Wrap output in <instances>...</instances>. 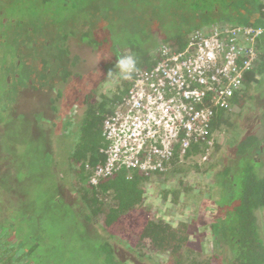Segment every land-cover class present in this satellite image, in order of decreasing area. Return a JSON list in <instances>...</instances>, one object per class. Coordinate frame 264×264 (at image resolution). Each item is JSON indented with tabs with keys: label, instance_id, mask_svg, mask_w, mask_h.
<instances>
[{
	"label": "rangeland",
	"instance_id": "rangeland-1",
	"mask_svg": "<svg viewBox=\"0 0 264 264\" xmlns=\"http://www.w3.org/2000/svg\"><path fill=\"white\" fill-rule=\"evenodd\" d=\"M252 1L255 6L250 7V10L255 11L260 0ZM194 2L198 12L190 10V0H0V42H3L0 49V213L5 217L0 220V230L4 228L5 232L7 229L11 232L14 223L26 251L35 248L27 257L28 263L102 264L97 257L100 254L97 244L102 243L107 235L101 240L98 235L103 231L98 232L94 225L90 230L87 229L84 223L85 212L80 211V204H76L75 197L65 190L69 187L65 183H62L61 193H66L62 199L59 198L57 175L63 178L65 175L62 167L52 164V160L54 156L60 155H56L55 150L57 144L63 142L58 134V131L62 132V127L58 130L57 125L51 126L55 115L48 106L51 96H56L52 90L66 88V85L52 87L51 94L38 93L29 87L22 88V85L31 81L34 83L40 78H63L59 80L62 83L68 74L74 84L78 80L70 72L75 68L76 71H82L90 81L98 79L97 86L107 91L106 98L93 108L101 114L107 106V99L129 88L125 72L119 74L124 75L121 81L115 78L120 49H131L135 65L145 67L148 65L145 58L158 56L155 50L158 48L161 30H168L169 38L178 35L182 37L195 24H199L193 20L194 16L204 19V22L231 23L238 22L239 17L250 13L246 8L239 9L236 11L238 16H235L230 4H235L237 0ZM218 7L219 11L216 10ZM178 9L182 15L186 14L183 19L175 17L173 11ZM44 10L50 19L40 15ZM152 12L154 18L150 21L147 16ZM43 19L46 20L45 26ZM96 21H99V25ZM102 22L105 25L100 24ZM37 41H46L47 48L40 49L36 46ZM71 43L72 52L80 56L79 60L71 54L67 58V48ZM152 48L155 49L150 52ZM39 55L46 59L42 65L46 71L44 73L39 72L36 66L33 67ZM52 55L58 57V60L53 61ZM100 57H105V70L99 67ZM29 61L31 65L27 64ZM98 90L95 87L90 93L94 97L98 93L97 100H100L104 91ZM69 92L73 98L77 97V91L70 89ZM84 98L81 96L78 101ZM82 112L78 110V117H81ZM46 115L50 122L45 119ZM49 124L48 129L46 125ZM252 130L258 132L260 128L253 127ZM72 132L71 128L69 134ZM85 141L86 145L93 147L97 138L89 137ZM250 144L254 148L263 147L264 138L246 140L241 149H246ZM229 157L228 161L231 162L234 155L230 153ZM257 162L255 164L251 161L256 173L254 177L259 178L264 170L260 169ZM243 164L245 161L239 163L242 167L247 165ZM240 172L239 178L247 174L242 168ZM207 179L193 174V171L185 178L182 177L183 186L173 179L168 186L182 189L178 204L173 203L171 196L165 197L157 187L151 185L147 195L149 207L145 211L149 214L124 216L113 228L116 237L130 247L140 249L144 255L153 256L158 263H164L167 256L162 254L160 258L157 257L158 249L152 244L153 240L142 238L139 234L142 226L151 219H164L175 226L187 220L190 237L187 246L197 250L202 259L211 257L210 248L214 249V244L208 235L211 217L207 214L206 205L212 202L208 203L201 193L208 184ZM74 180L72 174L66 179L68 182ZM250 181L254 182V179L251 177ZM186 186L193 187L192 192ZM227 226L229 228L230 224ZM260 229L263 233V221ZM207 246L209 250L206 251Z\"/></svg>",
	"mask_w": 264,
	"mask_h": 264
},
{
	"label": "trees",
	"instance_id": "trees-1",
	"mask_svg": "<svg viewBox=\"0 0 264 264\" xmlns=\"http://www.w3.org/2000/svg\"><path fill=\"white\" fill-rule=\"evenodd\" d=\"M83 1L89 2L90 0ZM194 1L190 0V5H192L190 10L198 12L199 9H197L198 7ZM263 2L264 0L258 1L255 11L250 10L255 6L253 1L250 2V0H237L235 4H230L233 14L236 13L235 16H238L236 11L239 9L246 8L250 12L239 17L238 22H204V19L194 16L193 20L196 23L199 22V24H195V27L182 37L178 35L169 38L168 30H161L158 48L155 50L158 56L152 57L150 55L149 58H145L148 62L147 66L135 65L134 68L127 71H122L117 67L115 78L121 81L122 76L126 75L129 80L127 82L129 88L123 91L120 90L116 93V97L107 99L105 102L107 108L105 107L101 114L93 108L103 98H106L107 91L97 86L98 79L90 81L82 71H76L75 68L70 72L78 80L74 84V80L68 74V77L62 83L59 80L63 78H59V80L40 78L39 81L34 83L31 81L26 85H22V88L29 87L38 93H50L52 87H56L58 84H61V87L66 85V88L57 91L52 90V93L56 96H51L50 105L48 106L55 115L54 120L50 123L51 126L56 127L57 125L58 130L62 127V132L59 133L58 131V134L63 142H60V145L57 144L55 150V154L60 155L54 156L52 160V164L55 163L56 166L62 167L63 175H65L64 178L59 174L57 175L60 186L58 194L59 198L62 199L63 194L66 193L64 191L61 193L62 183L67 184L66 186L69 187L65 190L75 197L76 204H80V211L85 212L84 223L87 229L90 230L94 225L98 232L103 231L102 236L98 235L101 240L104 235H107L103 238L102 243L97 242L100 251L97 257L102 261V264H164L165 261L166 264H264V235L260 231L261 223H259L260 219L257 216L259 208L262 207L264 210V171L259 178L254 177L256 173H254V166L251 163V161H255L253 157L251 159V156L260 154V151L264 150V146L254 148L253 144H250L246 149H241L246 140L256 137L262 138L258 132L245 135L243 124L246 122L245 116L256 114L259 106L264 103V62L261 61L262 55L259 50V46L263 45L261 38L264 37V32L256 40L258 60L255 66L245 74L241 87L234 91L233 96L228 99V108L213 109L214 118L205 139L193 143L186 155L180 157L179 154H176L175 157L165 163L163 170L151 172L149 175L137 170H121L114 177L103 180L98 185L90 183L92 170L104 161L103 149L106 147V142L103 138V123L106 117L122 103L133 84L137 75L136 72L153 69L159 62L161 52L164 49H170L174 52L186 49L193 36L198 32L210 33L217 27L223 30L243 26L264 29ZM216 10L219 11V7ZM173 13L175 17L181 19L186 16V14L182 15L179 9L173 11ZM40 15L50 19L46 10L42 11ZM147 17L150 21H153L154 13H149ZM165 17L169 16L165 15ZM43 22V26H45L46 20L43 19ZM96 24L99 25V21H96ZM100 24L105 25L103 22ZM108 24L110 23L108 22ZM83 29L86 30V28ZM190 34L191 36L188 37ZM2 43L0 42V49ZM47 44L46 41H37L36 46L44 49L47 48ZM72 48L71 43L67 48V58L71 54L79 60L80 56L74 54ZM154 49L152 48L150 52ZM118 54L120 57L130 55L133 58L131 49H120ZM52 57L54 58L53 61L58 60V57L53 55ZM101 57L99 58L101 62L98 64L100 69L104 68L105 70V60L103 59L105 57ZM36 61L37 63L34 64V61L33 67L36 66L39 72H46L42 66L46 59L39 55ZM116 63H118V57ZM27 64L31 65V61ZM121 72H125V74L119 76ZM52 81L55 83L53 84ZM95 87L97 90L99 88L98 92L104 91L99 98L100 100H97L98 93L95 97L90 93V90ZM70 89L71 91H77V97L73 98L70 95ZM81 96H85V98L83 101L81 99L78 101ZM78 110L83 111L81 117H78ZM244 113L245 116H243ZM241 116H243L242 120L240 119ZM44 117L50 122L47 115ZM50 124L46 125L48 129ZM71 128L73 132L70 135ZM89 137L97 138V143L93 147L89 144L86 145L85 139ZM211 142L212 144H210ZM230 153L234 155L231 162L228 161ZM6 159H9V157H6ZM243 161L247 165L243 164L245 166L242 167L239 163H243ZM240 168L247 172L242 178H239ZM260 169L264 170L261 167ZM192 171L195 175L208 178V184L201 193L203 194L202 198L206 197L204 199L208 203L209 201L212 202V204L206 205L207 214L211 217L208 235L214 244V249L211 250L210 248L211 257L202 259L197 250L187 246L190 238L187 220L181 221L175 226L164 219H151L142 226L143 229L139 234L142 238L153 240L152 244L158 249L157 257L160 258L162 254L167 256L164 263H158L153 256L144 255L140 249L130 247L128 243L116 237L117 234L113 231V228L124 216L127 218L132 215L145 214L144 216H147L149 214L145 211H148L147 207H149L147 195L151 185L157 187L165 197L171 196L173 203L178 204L181 200L182 189L180 187L174 188L172 185L169 187L168 184L173 182L174 179V181H178L180 186H183L182 177L185 178ZM70 174L75 178L73 182L66 181ZM251 177L254 182L250 181ZM186 187L192 192L193 187ZM239 191L240 195H238ZM4 218V215L0 213V220ZM227 224H230L229 228ZM12 226L14 228L11 229V232L7 228V232L4 228L3 231L0 230V264H31L28 263L27 257L35 248L33 247L31 251L27 252L25 246H22V241L17 234L14 223H12ZM208 246L206 251L209 250Z\"/></svg>",
	"mask_w": 264,
	"mask_h": 264
},
{
	"label": "built area",
	"instance_id": "built-area-1",
	"mask_svg": "<svg viewBox=\"0 0 264 264\" xmlns=\"http://www.w3.org/2000/svg\"><path fill=\"white\" fill-rule=\"evenodd\" d=\"M263 32L250 26L198 32L186 49H164L153 69L137 71L122 103L103 123L104 161L92 170L90 183L98 185L121 170L145 175L163 170L176 154L186 155L205 139L213 109L228 108L255 66L256 40Z\"/></svg>",
	"mask_w": 264,
	"mask_h": 264
},
{
	"label": "crops",
	"instance_id": "crops-1",
	"mask_svg": "<svg viewBox=\"0 0 264 264\" xmlns=\"http://www.w3.org/2000/svg\"><path fill=\"white\" fill-rule=\"evenodd\" d=\"M190 36H191V34L188 37H190ZM261 41H262L263 45L259 46V50H260V53L262 55L261 61L264 62V37L261 38ZM235 110H236V108H235ZM243 116H245V113L243 114ZM243 116L240 117L241 120H242ZM263 117H264V103L259 106V109L256 112V114H251V115L249 114V115L245 116L246 122L244 121L245 123L243 124L244 125V134L245 135L255 134V130H252V128L255 127L256 129L260 128V130H258V134H260L261 137L264 138V119H263ZM249 132H250V134H249ZM252 157L255 160L254 162L256 163V161H258L257 164L263 169L264 168V163H263L264 162V150L260 151V154L258 153V154H254L253 156H251V159H252ZM261 213H262V216L260 215ZM259 215H260V217H259ZM257 216L260 219V223H261V221L264 222V210L262 207L257 210Z\"/></svg>",
	"mask_w": 264,
	"mask_h": 264
},
{
	"label": "clouds",
	"instance_id": "clouds-1",
	"mask_svg": "<svg viewBox=\"0 0 264 264\" xmlns=\"http://www.w3.org/2000/svg\"><path fill=\"white\" fill-rule=\"evenodd\" d=\"M134 66H135L134 59L130 55L121 56L118 59L117 67L122 71L131 70L132 68H134Z\"/></svg>",
	"mask_w": 264,
	"mask_h": 264
}]
</instances>
